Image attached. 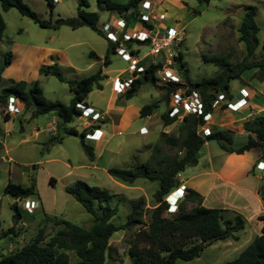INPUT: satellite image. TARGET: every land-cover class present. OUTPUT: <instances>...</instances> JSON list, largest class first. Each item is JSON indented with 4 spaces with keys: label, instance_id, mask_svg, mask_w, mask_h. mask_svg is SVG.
I'll list each match as a JSON object with an SVG mask.
<instances>
[{
    "label": "rangeland",
    "instance_id": "1",
    "mask_svg": "<svg viewBox=\"0 0 264 264\" xmlns=\"http://www.w3.org/2000/svg\"><path fill=\"white\" fill-rule=\"evenodd\" d=\"M23 1L40 17L51 18L53 21L57 17L76 16L79 0H54L52 15L49 14L45 0ZM113 1L125 3L127 0ZM88 3L87 10L96 11L99 14L97 26L100 29L104 22L113 23L112 20L118 17L114 11L105 10L95 0H88ZM246 5H254L256 8L255 22L258 26L259 44L254 58H260L264 53L262 49L264 0H209L206 5L198 3L197 0H160L151 8L155 13H164V19L153 21L152 25L154 29L156 27V30L157 26L164 25L177 39L171 41L168 48L158 54H150L149 41L144 44L130 41L129 45L122 41L125 52L128 49L138 50L131 55L132 59L137 60L132 76L129 69V64L132 62L122 59L118 51L109 52L110 63L107 66L103 65L108 48L107 40L89 27L81 26L71 29L61 25L57 29L42 28L30 18L21 15L15 8L7 11L0 9L5 22V29L0 39V66L3 63L4 53L10 51L12 54L11 62L2 65L0 70V89L18 81H24L26 86L36 84L48 100L68 103L72 97L68 85L52 75L41 74L39 67L42 64L56 62L67 79L87 76L99 67L103 75L102 88H93L85 98L87 107L96 115L92 116L88 109L89 112L75 117L70 123H61V125L75 127L78 131L83 128L91 130L95 125H101L103 132H101L100 140L92 138L96 137L91 135L96 128L86 135V138L94 140L88 141L94 148L93 161H89L82 151L79 136L62 133L58 125L60 121L54 113L49 112L33 117L32 108L24 109L17 99L12 101L9 98L6 103H0V232L9 228L13 231L9 234L10 237L0 240V254H7L20 248L30 241L40 228L43 229V241L48 240L59 227H62L60 223L62 219L88 227L92 223L90 215L65 192V186L76 179L84 180L90 185L106 187L117 194L110 202L111 205L118 206V212L113 217L114 223L125 220L130 210V200L140 196H143L146 201L142 222L145 224L149 221L150 209L154 207L151 196L158 182L138 178L131 184L118 183L106 170L108 167H123L146 160H150L155 167L158 166L161 157L180 156L181 152L177 150V147L165 144L163 139L167 134L180 139L183 137L179 128L183 115L179 112L176 115L178 116L176 122L170 125H163L160 118V114L177 99V96L172 95L173 93L181 94L184 98H188L192 93L185 85L184 78L177 74L173 57L177 52H181L182 69L190 81L217 73L218 68L215 64L202 59L204 53L223 54L227 55L231 62L240 61L245 57L246 52L244 44L238 39V27ZM195 9L199 10L198 14L193 13ZM91 50L98 59L88 56ZM150 62H158L162 65L156 72L154 83L144 81L134 96L126 99L124 92L129 87V81L132 77L140 76L141 69ZM165 72L168 75L174 74L177 82L183 84L171 94L167 104V82L176 79L169 78ZM248 72L250 71L244 72L242 78H246ZM261 76L259 71L254 73L256 79H260ZM117 77L127 81L128 84L116 89L114 80ZM242 78L230 81L229 93L235 94L238 91L242 85ZM219 100L218 96L213 104L221 106L220 109H222L223 101ZM11 101L13 105H17V111L9 110ZM151 103H156L152 114L148 117H140L138 110L141 106ZM179 105L183 106L182 101L177 104L178 108H180ZM124 108L125 111L122 112ZM117 112H122V115L120 116ZM229 112L231 116L237 117L236 112ZM231 116L227 114V110H221L217 118L223 124L230 125ZM205 119L204 125L210 131L216 128L215 116L213 119L208 117ZM141 125L146 126L148 134L143 127L140 128ZM201 127L197 126L196 129L202 135ZM53 135L62 136L61 142L50 141ZM242 141L235 137L232 145L238 146ZM156 146L159 148L158 152L154 150ZM206 149L212 156H215V153L220 154L217 142L207 140L206 146H203L200 151L199 161L202 164L205 163ZM109 154L112 159L110 162H108ZM254 163L255 171L263 166V160L260 158L255 159ZM192 166H187L186 169L192 171ZM51 177L54 179L53 182H50ZM31 178L34 179L37 195L20 201L5 193L4 187L8 181L28 186ZM173 195V198L167 196V215L173 214L177 210V204L182 200V196ZM27 201L30 202L29 205H26ZM14 202L20 212L16 218L11 208ZM173 205L176 206L175 209ZM44 214L49 215L50 218L42 220ZM224 214L229 217L226 213ZM139 226L112 234L104 264H131L128 248L133 231ZM236 233L240 236L238 241L233 238L216 240L206 246L198 257L188 261L178 260V264H221L233 259L250 241L249 234L250 237H254L252 231L247 235L248 237H244L245 234L241 230ZM66 252L70 263L73 264L77 259L76 255L73 251Z\"/></svg>",
    "mask_w": 264,
    "mask_h": 264
},
{
    "label": "trees",
    "instance_id": "2",
    "mask_svg": "<svg viewBox=\"0 0 264 264\" xmlns=\"http://www.w3.org/2000/svg\"><path fill=\"white\" fill-rule=\"evenodd\" d=\"M105 10L114 11L119 17L126 21L134 19L138 14V5L142 0H127L125 3H118L113 0H95ZM209 0H197L200 4H208ZM52 15L54 0H45ZM88 0H79L76 8V16L61 18L57 17L53 21L51 18L44 19L28 7L23 0H0V9L7 11L15 8L21 15L30 18L34 23L42 28L57 29L61 25H66L71 29L81 26L89 27L98 35L107 40L108 48L104 55L103 65L110 63L109 52H115L117 43L110 42L102 30L97 26L99 14L96 11L87 10ZM198 14L199 10H193ZM256 8L254 5H246L238 27V39L244 44L245 57L240 61L231 62L227 55L223 54H202L204 61L215 64L218 71L210 77H203L199 80L190 81L183 71L181 52H177L173 57L176 71L179 76L184 78L190 92H197L201 97V112L198 115L193 113L184 114L181 119L180 131L183 137L166 135L163 139L165 144L177 147L181 152L180 156L161 157L158 166L153 167L150 160L141 161L123 167H108L107 173L122 183L131 184L138 178L148 181L156 180L158 188L152 193L154 207L150 209L149 221L142 222V215L146 204L145 198L140 196L130 200V210L123 222L114 223L113 217L118 212L117 204L111 205V200L117 196L106 187L90 185L84 180L76 179L71 184L65 186V192L77 201L84 210L90 215L92 223L88 227L75 224L69 220L62 219L55 234L48 240L43 241V229L20 248L7 254H0V264H71L69 255L66 251H73L77 259L73 264H104L109 249V239L112 234L119 230H132L136 225H140L133 231L131 244L128 248L131 264H178V260L188 261L198 257L202 250L216 240L233 238L235 234L243 229L244 218L235 214L225 216L224 211L219 208L205 207L201 204L202 196L192 188H186L182 195V200L177 204V210L167 215L168 198L167 196L179 186L177 175L187 166L195 165L197 153L202 149L207 140H215L218 146L226 152L243 153L253 147L264 146V113L253 119L243 122V129L247 131L246 141L232 148V133L223 128H214L209 134L201 135L197 132V126L204 125V115L210 114L213 103L221 94L223 98L229 96V83L231 80L241 79L243 73L259 71L264 79V53L255 59L254 54L259 44L257 36L258 26L255 22ZM144 24L151 27L143 21ZM5 29V22L0 13V39ZM131 39L125 41L129 45ZM146 39L144 44L148 42ZM264 51V44L262 45ZM136 50L135 52H137ZM90 58L98 59V56L91 50L88 53ZM12 54L6 51L3 55L2 65L11 62ZM0 66V70L2 68ZM162 67L161 63H148L140 72L141 75L131 79L129 87L124 92L126 99L131 98L137 92L144 81L154 83L156 72ZM39 72L43 75H52L59 81L65 82L72 94L68 103L58 100H48L42 90L36 85L26 86L24 81L0 89V103H6L9 98L17 99L24 109L32 108L31 115H38L49 112L54 113L58 120V125L64 135L79 136L80 146L89 161L95 159L94 148L88 142L86 135L90 133V128H83L78 131L75 127H68L65 123H70L75 117L82 114L78 104L87 107L85 98L93 88L101 89L103 75L99 67L95 72L78 78L67 79L63 76L60 68L53 62L52 64H42ZM254 77V73L250 76ZM166 104L170 95L183 84L177 81L167 82ZM156 103L145 104L138 110L140 117L152 114ZM170 108L160 114L163 125H170L177 120L176 115H170ZM7 119V118H5ZM60 130V129H59ZM62 136L53 135L50 141L61 142ZM1 147V142H0ZM156 152L159 148L154 147ZM260 159L264 163V152ZM54 179L51 177L50 182ZM5 193L18 200L25 201L35 195L34 179L28 186L8 181L4 187ZM260 196L264 204V192L260 188ZM37 195V194H36ZM189 205V207H187ZM14 210L13 216L20 215L17 204H11ZM50 216L44 214L42 220L49 219ZM262 222L260 234L253 239L235 256L233 259L221 264H264V215H260ZM59 223V222H58ZM12 228L0 232V240L10 237Z\"/></svg>",
    "mask_w": 264,
    "mask_h": 264
},
{
    "label": "crops",
    "instance_id": "3",
    "mask_svg": "<svg viewBox=\"0 0 264 264\" xmlns=\"http://www.w3.org/2000/svg\"><path fill=\"white\" fill-rule=\"evenodd\" d=\"M148 2L150 3V7H152L160 2V0H149ZM255 72H251L249 77L242 78V85L235 94L229 93L227 98L224 97V100H221L223 101L221 104L223 106L222 109H220L221 106L219 105H213L210 113V119H213V116H215L216 128L231 131L233 140L235 137L243 140L240 145L246 141L248 135L247 131L243 129V122L264 113V79L251 78L250 76ZM240 89H244L248 94L241 101L242 95ZM221 110H227L229 116H231L229 111L237 113V117L231 116L230 125L223 124L217 118ZM124 111L125 108L122 109V112ZM122 112L117 113L121 116ZM141 127L148 134L146 126L141 125ZM93 128L99 130V132L95 133L96 137L94 138L100 140L102 136L101 132H103L101 125H95ZM93 128L90 130V133ZM88 141L94 140L88 139ZM204 146H206V142ZM238 146L231 144L232 148ZM200 151L197 153L196 164L191 167L192 171L185 168L177 175L179 185H183L185 189L188 187L197 191L202 196L201 204L205 207L222 209L229 216L235 214L241 215L245 221L244 227L241 229L242 233L245 234L244 237L251 231L254 232V237L259 235L262 226L259 216L264 215V204L259 193L260 188L263 189L264 169L260 168L255 171L254 160H258L261 157L262 152H264V146L253 147L241 154L226 152L220 148V154L215 153L216 158L206 149L204 164L199 161L201 159ZM111 160L109 154L108 162ZM114 181L120 183L116 179ZM170 194L173 198V191ZM235 234L238 237L236 239L238 241L240 236L237 233ZM251 238L253 239L249 234L250 241L252 240Z\"/></svg>",
    "mask_w": 264,
    "mask_h": 264
},
{
    "label": "built area",
    "instance_id": "4",
    "mask_svg": "<svg viewBox=\"0 0 264 264\" xmlns=\"http://www.w3.org/2000/svg\"><path fill=\"white\" fill-rule=\"evenodd\" d=\"M140 6V7H139ZM138 14L135 16L134 19H131V23L129 24L128 21H126L124 18L122 17H117L116 19L112 20L113 23L111 22H104L101 29L103 34L105 35V37L112 43H119L116 47V51H118V53L121 55L122 59H125L126 61L132 62L131 64H129L130 66V76H132V72L135 69V63H136V59H132L131 55L134 54V50L132 49H128L127 52H125V48L124 46H122V41H127L129 39H131L132 41H135L136 43L141 44L140 42H144L146 39H149V45H150V54H158L161 51H164L168 48L169 44L171 43V41L177 39V37L175 35H173L167 27H165L164 25H160L157 26V30L156 27L154 29L153 27V21H160L164 19V14L163 13H155L154 10L150 7V3L147 0H142L141 3H139L138 5ZM150 10V11H148ZM146 22L147 24L151 25V27H149L148 25L143 23ZM151 21V23H150ZM137 25H139V28H137ZM126 46V45H125ZM138 56V55H135ZM137 70V68H136ZM142 70V69H141ZM166 73V72H165ZM172 73V72H171ZM166 75L172 79H176L173 81H177V77L174 74H169L166 73ZM131 79V78H130ZM133 79V77H132ZM131 81V80H130ZM129 81V82H130ZM114 86H116V89L120 86L123 87V85H127L128 82L127 81H122L120 77H117L114 80ZM240 93L242 95V98L240 99V101L242 99H244L248 94L244 89H240ZM174 96H177V99H175L173 105H169L168 108H170V115H177L179 112L181 115L187 114V113H193V114H199L201 112V108H202V104H201V98L199 97L198 93L193 91L191 93V96H189L188 98H184L181 94H172ZM170 95V96H172ZM188 96V95H187ZM219 98L221 100H223V96L220 94ZM13 101V98H10ZM12 101L9 105L10 109L9 110H13V111H17L18 107L17 105H13ZM182 101V105L180 106V108L177 107V104L179 102ZM78 106L81 108L82 113L85 114V112H89L87 111L88 109L90 110V114L92 116L96 115L94 114V112L91 111V109L89 107H84L81 104H78ZM178 117V116H177ZM206 117L210 118V114H206L204 115V120L206 121ZM202 127V135H206L210 133V130L208 129V127L206 125H201ZM99 132L98 129L94 130V133L91 135H95V133ZM94 138V137H92ZM261 169H264V163L263 166L261 167ZM184 190L185 187L183 185H179L176 189H174L173 194H175L176 196H182L184 194ZM29 201L26 202V205H29ZM32 204V202H31ZM170 205V204H169ZM174 209L176 208L175 205Z\"/></svg>",
    "mask_w": 264,
    "mask_h": 264
},
{
    "label": "water",
    "instance_id": "5",
    "mask_svg": "<svg viewBox=\"0 0 264 264\" xmlns=\"http://www.w3.org/2000/svg\"><path fill=\"white\" fill-rule=\"evenodd\" d=\"M263 191H264V183H263ZM17 199H18V197H17Z\"/></svg>",
    "mask_w": 264,
    "mask_h": 264
},
{
    "label": "bare ground",
    "instance_id": "6",
    "mask_svg": "<svg viewBox=\"0 0 264 264\" xmlns=\"http://www.w3.org/2000/svg\"><path fill=\"white\" fill-rule=\"evenodd\" d=\"M168 196H171V194H169Z\"/></svg>",
    "mask_w": 264,
    "mask_h": 264
},
{
    "label": "clouds",
    "instance_id": "7",
    "mask_svg": "<svg viewBox=\"0 0 264 264\" xmlns=\"http://www.w3.org/2000/svg\"><path fill=\"white\" fill-rule=\"evenodd\" d=\"M176 189V188H175ZM174 191V190H173Z\"/></svg>",
    "mask_w": 264,
    "mask_h": 264
}]
</instances>
